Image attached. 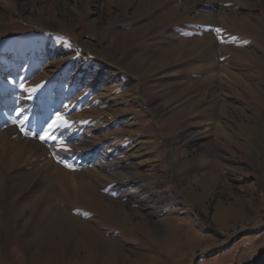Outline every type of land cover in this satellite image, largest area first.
I'll return each instance as SVG.
<instances>
[{
	"label": "rangeland",
	"instance_id": "1",
	"mask_svg": "<svg viewBox=\"0 0 264 264\" xmlns=\"http://www.w3.org/2000/svg\"><path fill=\"white\" fill-rule=\"evenodd\" d=\"M262 17L0 0V264H264Z\"/></svg>",
	"mask_w": 264,
	"mask_h": 264
},
{
	"label": "bare ground",
	"instance_id": "2",
	"mask_svg": "<svg viewBox=\"0 0 264 264\" xmlns=\"http://www.w3.org/2000/svg\"><path fill=\"white\" fill-rule=\"evenodd\" d=\"M262 18H263V20H264V17H262ZM262 22H263V21H262ZM261 26H263V28H264V22L261 23ZM19 67H20V68L25 67L22 61L19 62ZM7 105H8V103H6V104L4 105V107L7 108ZM45 119H46L45 116H40V115H38L37 113H34L33 118L30 119V120H28V121H25L23 124H26V126H28V128H31L32 130H36V131L38 132L39 130L42 129V128H41V125H42V123L45 121ZM1 121H2V120L0 119V129L4 127V126H3V123H2ZM39 132H40V131H39ZM0 136H2V133H0ZM16 148H17V147H16ZM30 150H31V149H30ZM59 167H60V166H59ZM67 175H68V171H67L66 166H65V167H64V166H61V167H60V170H59V174H58V176L61 177V179H65V177H66Z\"/></svg>",
	"mask_w": 264,
	"mask_h": 264
},
{
	"label": "snow or ice",
	"instance_id": "3",
	"mask_svg": "<svg viewBox=\"0 0 264 264\" xmlns=\"http://www.w3.org/2000/svg\"><path fill=\"white\" fill-rule=\"evenodd\" d=\"M35 90H36L35 88L30 89V91H35ZM57 122H59V125H67L68 124V122L66 120H64V118L62 116H59V115L57 116V120L56 121H53V124L59 126L57 124ZM43 138L44 137H42V139ZM46 138L47 139H53V137L51 135H49V134H46ZM68 166L71 167V165H68Z\"/></svg>",
	"mask_w": 264,
	"mask_h": 264
}]
</instances>
